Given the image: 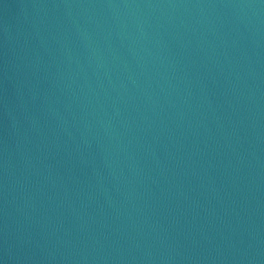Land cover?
Returning <instances> with one entry per match:
<instances>
[{
	"label": "water",
	"instance_id": "water-1",
	"mask_svg": "<svg viewBox=\"0 0 264 264\" xmlns=\"http://www.w3.org/2000/svg\"><path fill=\"white\" fill-rule=\"evenodd\" d=\"M0 264H264V0H0Z\"/></svg>",
	"mask_w": 264,
	"mask_h": 264
}]
</instances>
